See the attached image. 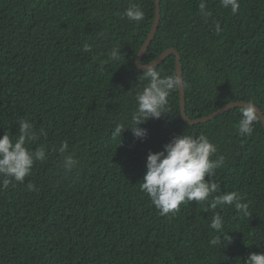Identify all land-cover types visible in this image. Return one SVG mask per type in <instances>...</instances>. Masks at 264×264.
<instances>
[{
  "label": "trees",
  "instance_id": "1",
  "mask_svg": "<svg viewBox=\"0 0 264 264\" xmlns=\"http://www.w3.org/2000/svg\"><path fill=\"white\" fill-rule=\"evenodd\" d=\"M132 2L145 13L139 24L120 15L129 0H0V137L18 135V121L27 119L37 132L27 146L46 149L24 183L0 189V264H247L253 252L264 253L262 121L240 136V107H233L189 124L178 89L168 113L141 125L145 138L130 129L111 135L116 124L130 125L135 94L146 83L136 59L157 3ZM201 2L161 0L144 63L179 51L192 119L243 100L264 110V0H239L236 14L220 0H203L207 17ZM113 46L121 48L114 61ZM176 64L172 54L156 68L168 75ZM183 134L208 136L225 156L212 177L218 192L208 203H182L176 215L161 216L139 183L148 154ZM67 155L80 162L77 170L63 167ZM232 191L245 197L248 216L233 206L210 208L216 195ZM214 213L231 237L217 246L209 243L218 235L209 227Z\"/></svg>",
  "mask_w": 264,
  "mask_h": 264
},
{
  "label": "clouds",
  "instance_id": "2",
  "mask_svg": "<svg viewBox=\"0 0 264 264\" xmlns=\"http://www.w3.org/2000/svg\"><path fill=\"white\" fill-rule=\"evenodd\" d=\"M220 4L232 14H236L240 8L239 0H220ZM199 9L203 16L210 15L203 0ZM120 15L129 22L137 24L145 18L142 8L132 0H129L127 7ZM215 31L217 33L221 31L218 22L215 25ZM83 51L90 52V46L86 44ZM108 56L113 61L119 59L121 48L113 46ZM142 67L144 71L139 80L146 81V83L143 89L135 94L136 107L132 112L130 125L116 124L111 133L113 137L121 136L125 129H130L135 138H145L147 129L141 125L150 118H160L162 114L168 113L170 94L183 85L181 77L175 71L162 75L161 71L157 70L154 61L144 63ZM262 111L264 110L252 100L240 106L238 121L240 136L253 134L254 126L264 120L260 115ZM18 122V135L5 133L0 137V177H3L0 181V189H7L13 180L24 183L25 177L31 174L34 164L46 159L44 147L32 150L27 146L37 136L33 124L27 119H21ZM67 150L68 143L65 141L61 144L59 152L63 155ZM217 152V146L204 134L198 136L183 134L173 137L162 151L148 154L147 171L139 183L140 191L150 198L151 204L161 216L176 215L182 203L188 204L193 200L198 204L208 203L209 197L218 192V185L212 177L215 170L225 163V156H217ZM213 156H215L214 159ZM62 163L69 172L77 170L80 164L71 155L63 156ZM206 175L211 178L205 179ZM27 188L32 191L36 186L29 182ZM244 200L245 197L236 191L226 192L216 195L211 200L210 208L214 210L218 206H233L237 212L248 216V204L243 202ZM209 227L218 234L210 239L211 246H217L222 241L230 242L231 237L226 234L224 220L219 213L213 214ZM247 264H264V253L253 252Z\"/></svg>",
  "mask_w": 264,
  "mask_h": 264
},
{
  "label": "water",
  "instance_id": "3",
  "mask_svg": "<svg viewBox=\"0 0 264 264\" xmlns=\"http://www.w3.org/2000/svg\"><path fill=\"white\" fill-rule=\"evenodd\" d=\"M157 3V12H156V17H155V21L153 24V27L149 33V36L147 38V40L145 41V43L143 44L137 59H136V63L139 69L144 70L142 65L144 64V57L150 47V45L152 44L159 26H160V21H161V0H156ZM172 54H174L176 56V68H177V74L181 77L183 85L180 88V104H181V113L183 116V119L185 122L189 123V124H199V123H205L207 121H209L210 119L215 118L216 116H218L221 113H224L225 111L233 108V107H240L242 104L246 103L247 101H237V102H231L226 104L225 106L221 107L220 109L216 110L215 112H213L212 114L208 115V116H204L201 118H197V119H192L188 116L187 112H186V91H185V84H184V71H183V64H182V57L181 54L179 53V51L176 48H169L167 50H165L161 55H159L157 58H155L154 60L150 61L149 63H155V66H159L161 63H163L169 56H171ZM259 107V106H258ZM260 115L262 116V118H264V112L262 111L260 113ZM262 123L264 125V120H262Z\"/></svg>",
  "mask_w": 264,
  "mask_h": 264
}]
</instances>
